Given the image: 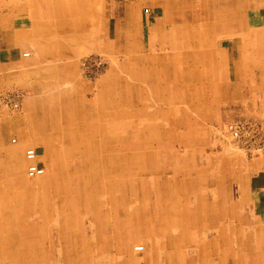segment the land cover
I'll return each instance as SVG.
<instances>
[{"label":"rangeland","instance_id":"obj_1","mask_svg":"<svg viewBox=\"0 0 264 264\" xmlns=\"http://www.w3.org/2000/svg\"><path fill=\"white\" fill-rule=\"evenodd\" d=\"M0 1L35 56L2 71L0 95L20 105L0 98V264H264V193L240 182L264 175V147L227 130L255 123L264 140V80L246 54L202 85L204 70L146 61L180 39L152 32L143 0ZM85 56L105 61L92 81ZM28 147L42 178L26 177ZM64 177L58 193L48 181Z\"/></svg>","mask_w":264,"mask_h":264},{"label":"crops","instance_id":"obj_2","mask_svg":"<svg viewBox=\"0 0 264 264\" xmlns=\"http://www.w3.org/2000/svg\"><path fill=\"white\" fill-rule=\"evenodd\" d=\"M137 2L138 0H134L133 4ZM2 6L0 3V86L5 85L6 78L9 77L3 74L2 71L5 72V69L29 67L30 63H35L30 35L25 34L22 29H13L10 33L9 19L1 10ZM143 6L149 9L148 15L155 22V28L152 30L154 34L180 39V45L176 46L177 48L173 47L170 52L162 49V52H157L156 55L149 53L146 61L151 63V59H154L157 63L155 68L181 70L186 67L190 71L204 70L206 76L203 82L200 81L199 74L195 73L198 84L210 85L212 80L209 77L212 71L226 70L230 62L238 64L246 54L251 61V63L247 62L248 67L253 71L254 69L260 71L261 79L264 80V0H143ZM135 19V31H138L142 26L143 16L136 12ZM35 23L33 22V31L36 27ZM167 23L169 26L165 29L163 25ZM159 31L161 33H158ZM217 37L223 39L215 43L212 39ZM228 37L235 39L229 48L224 43ZM20 47H25L27 51L20 54ZM23 53L28 55L23 57ZM169 60L177 63L178 66L171 68L172 65H165ZM237 64H235L236 67ZM261 85H264V82ZM262 112L263 109L257 114L260 116ZM29 148L36 151L34 147L26 149ZM12 157H16V154ZM37 163L39 165L38 160ZM61 180L64 183L69 181L67 177L60 178L58 181L53 179L48 181L56 183L55 188L59 190L58 193H62ZM240 182L245 185L243 186V189L246 188L245 193H264L263 174L250 176L247 181L244 176ZM126 222L127 220L124 223L125 227ZM129 260L136 264L133 255L130 254Z\"/></svg>","mask_w":264,"mask_h":264},{"label":"built area","instance_id":"obj_3","mask_svg":"<svg viewBox=\"0 0 264 264\" xmlns=\"http://www.w3.org/2000/svg\"><path fill=\"white\" fill-rule=\"evenodd\" d=\"M27 55V53L22 54L23 57H26ZM104 64L105 61L103 57L90 58L85 56L79 60L78 67L80 74H82V76L84 75V79L92 81L95 79L94 76L99 74ZM0 98L7 104V106L9 105V107L13 109H17L20 105L18 97L11 98L9 95L3 94ZM227 130L230 133L232 140L236 142L238 141L246 151L258 152L264 147L263 135L258 124L253 123L245 125L243 123H231L227 126ZM11 142L13 143V140ZM24 158L28 162L26 166V175L28 177L32 178L43 174V170L35 163L36 153L33 149H26L24 151ZM137 251H141V248L137 249Z\"/></svg>","mask_w":264,"mask_h":264},{"label":"bare ground","instance_id":"obj_4","mask_svg":"<svg viewBox=\"0 0 264 264\" xmlns=\"http://www.w3.org/2000/svg\"><path fill=\"white\" fill-rule=\"evenodd\" d=\"M13 140V143H15V140L14 139H12ZM11 140V141H12ZM12 143V142H11ZM29 149H32V148H29ZM34 150V149H33ZM35 151V150H34ZM35 153H36V159H35V163H36V165L38 166V167H40L42 170H43V174L42 175H40V176H35V177H32V178H30V177H28L27 175H26V177L27 178H29V179H36V178H39V177H42L44 174H45V169L43 168V167H41V166H39L38 165V163H37V160H38V155H37V152L35 151ZM11 158V157H10ZM26 161V160H25ZM26 163L28 164V162L26 161ZM10 170H12V168L10 169ZM14 174V173H13ZM54 180V179H53ZM55 181V180H54ZM53 181V182H54ZM68 182V181H67ZM51 184V183H50ZM56 184V183H55ZM56 190H57V188H56ZM65 192V191H64ZM141 251H142V248H141Z\"/></svg>","mask_w":264,"mask_h":264}]
</instances>
